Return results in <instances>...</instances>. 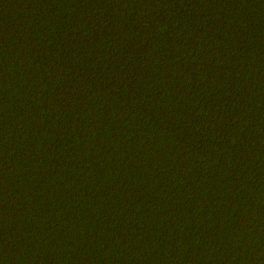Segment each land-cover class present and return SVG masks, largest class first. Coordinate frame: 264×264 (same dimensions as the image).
I'll use <instances>...</instances> for the list:
<instances>
[{
  "label": "trees",
  "instance_id": "1",
  "mask_svg": "<svg viewBox=\"0 0 264 264\" xmlns=\"http://www.w3.org/2000/svg\"><path fill=\"white\" fill-rule=\"evenodd\" d=\"M0 264H264V0H0Z\"/></svg>",
  "mask_w": 264,
  "mask_h": 264
}]
</instances>
